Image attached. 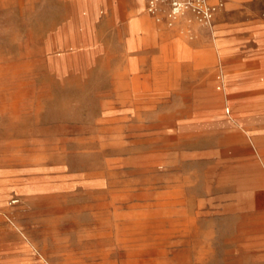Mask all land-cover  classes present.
Returning a JSON list of instances; mask_svg holds the SVG:
<instances>
[{
  "label": "rangeland",
  "instance_id": "374dc122",
  "mask_svg": "<svg viewBox=\"0 0 264 264\" xmlns=\"http://www.w3.org/2000/svg\"><path fill=\"white\" fill-rule=\"evenodd\" d=\"M91 1L0 0L1 212L23 247L11 252L0 224V251L21 264H264V140L232 149L223 87H206L217 55L190 65L215 17L202 28L146 11L129 34L121 11L84 24Z\"/></svg>",
  "mask_w": 264,
  "mask_h": 264
},
{
  "label": "crops",
  "instance_id": "0c3cea01",
  "mask_svg": "<svg viewBox=\"0 0 264 264\" xmlns=\"http://www.w3.org/2000/svg\"><path fill=\"white\" fill-rule=\"evenodd\" d=\"M209 1L216 3L217 0ZM220 1L222 6L214 20L215 34L212 39L208 38L206 46L194 48L190 65L193 72L199 74V67L203 65L199 63L198 54L213 51L217 55L219 61L206 65L208 97L215 95L214 85L219 80L223 87L222 94L219 95L223 99L220 120L224 125H229V130L235 136L232 149L246 152L253 150L257 154L260 151L259 142L264 140V11L257 4H252L254 0ZM100 7L112 17L121 11L126 18L129 34L134 32L141 18H150L146 15L144 0H92L89 10L80 9L79 12V16L82 14L85 18L84 24L90 18L99 16ZM186 18L181 22L184 27L189 26L184 24ZM231 35L236 36L235 40H230ZM250 44L256 51L248 52L244 58L239 57V46ZM215 68L219 73L217 78L213 72ZM4 203L5 200L0 199V224L9 228L8 235L14 240L11 252H17L23 248L21 233L17 224L10 220L13 218L7 216L8 213L1 212ZM20 262L18 255L12 256L0 251V264H21Z\"/></svg>",
  "mask_w": 264,
  "mask_h": 264
},
{
  "label": "built area",
  "instance_id": "2783aa9c",
  "mask_svg": "<svg viewBox=\"0 0 264 264\" xmlns=\"http://www.w3.org/2000/svg\"><path fill=\"white\" fill-rule=\"evenodd\" d=\"M147 12L153 17L165 15L169 25L185 15L202 27L211 26L222 2L209 4L207 0H144Z\"/></svg>",
  "mask_w": 264,
  "mask_h": 264
},
{
  "label": "bare ground",
  "instance_id": "6f19581e",
  "mask_svg": "<svg viewBox=\"0 0 264 264\" xmlns=\"http://www.w3.org/2000/svg\"><path fill=\"white\" fill-rule=\"evenodd\" d=\"M219 1H220V0H217L216 3H211L209 0H207V2H208L209 4H217V3H219ZM146 11H147V10H146Z\"/></svg>",
  "mask_w": 264,
  "mask_h": 264
}]
</instances>
